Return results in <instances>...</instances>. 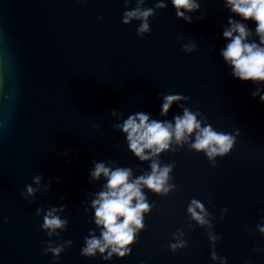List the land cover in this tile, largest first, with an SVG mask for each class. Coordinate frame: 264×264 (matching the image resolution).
I'll list each match as a JSON object with an SVG mask.
<instances>
[{"label": "water", "instance_id": "1", "mask_svg": "<svg viewBox=\"0 0 264 264\" xmlns=\"http://www.w3.org/2000/svg\"><path fill=\"white\" fill-rule=\"evenodd\" d=\"M199 2L204 17L190 13L188 23L167 0L141 38L139 21L122 23L135 0L127 9L123 0H0V264H219L211 259L205 228L187 212L192 199L214 217L221 237L215 250L227 264H264V234L257 228L264 224V103L252 96L258 85L234 78L220 55L228 43L223 27L233 14L223 0ZM155 3L145 0L144 7ZM246 23L254 33L256 23ZM250 40L259 42L255 34ZM189 42L197 48L185 53ZM167 93L189 96L180 103L202 113V127L233 135L232 150L212 167L188 143L173 144L179 150L158 159L175 163L169 183L176 187L167 195L143 189L154 207L144 214L146 228L130 254L82 256L90 230L100 237L91 201L107 181L90 178L93 162L130 167L132 178L150 172L151 161H140L114 125L137 112L174 123L183 114L176 103L160 116ZM113 110L123 116H112ZM36 175L43 177L39 186ZM29 184L38 190L25 199L21 192L27 195ZM64 204L56 214L68 225L57 229L59 238H49L36 209ZM177 230L187 247L172 252L168 244ZM49 239L72 244L57 259L43 254ZM257 246L261 251H254Z\"/></svg>", "mask_w": 264, "mask_h": 264}, {"label": "clouds", "instance_id": "2", "mask_svg": "<svg viewBox=\"0 0 264 264\" xmlns=\"http://www.w3.org/2000/svg\"><path fill=\"white\" fill-rule=\"evenodd\" d=\"M125 8L132 0H123ZM233 16H230L227 25L223 27V38L228 41L226 47L220 50L224 62L231 68L232 76L242 81H252L258 86L252 96L259 95L260 102L264 103V94H261L264 85V0H223ZM176 10V17L183 19L188 23L193 21L190 13L200 11L201 15L196 19H202L204 12L201 10L199 0H171ZM145 0H135V8L126 10L123 13L122 23L130 24L133 20L139 21L137 35L141 38L146 33H150V18L156 14L157 9L168 7L167 0H156L155 7H144ZM239 16L237 20L233 18ZM254 21L256 27L253 30L248 27L246 21ZM257 36L259 42L250 40V37ZM197 48L195 42H189L183 45L185 53H192ZM163 103L160 110V116H167L174 103L182 109V115L173 117L174 123L169 120L149 119V114L137 112L129 115L123 123L114 125L126 134V140L129 150L134 153L140 161H151L150 172H145L135 178H132V169L130 167L110 168L103 162H93L94 168L90 171L92 180L99 179L101 175L107 178L104 189L95 194L91 201V207L94 211V223L101 228L100 237L90 230V235L84 238L85 246L81 249V255L85 257H95L97 250L104 260H109L115 253L118 258H124L130 254V245L136 242L140 230H144V214L150 213L154 204L148 202L143 189L147 188L154 193L167 195L168 192L176 187L169 183L172 179L169 173L173 171L175 163L161 164L158 159L160 154L166 150L175 153L179 150L172 147L173 144L180 145L188 143L190 150L203 152L212 167H216V158L224 157L230 153L235 143V137L229 133L216 131L210 124L202 127V121L197 117L202 113L197 110L193 112L185 107L181 101H188L189 96L182 94H162ZM114 117H122L123 113L115 110L111 112ZM94 127H98L94 125ZM194 134V141L189 142ZM67 155V153H65ZM43 177L36 175L33 177V183L39 186ZM59 182V178H56ZM26 192L21 195L28 199V196L34 195L37 188L31 184L26 185ZM51 184L45 185L48 190ZM67 205L60 207H49L48 209L37 208L36 215L43 213V223L41 229L47 232L49 238L60 237V232L64 231L68 225L67 219H61L56 213L64 211ZM87 211V209H85ZM227 208L221 209V219ZM187 212L192 220L201 227L205 228L207 237L212 244L211 259L218 261L219 264H227V259L221 257L215 250L216 243L221 239L214 231L212 220L214 217L209 213L198 199H192L188 205ZM4 222L8 218L4 217ZM206 226V227H205ZM258 231L264 234V224L257 225ZM249 234H253L249 229ZM184 232L177 230L173 233L174 242H169L168 247L172 252L187 247V240L184 239ZM43 249V254L51 253L53 257L59 258L66 247L71 246L72 241L67 240L63 243H55L52 239L47 240ZM107 249V255H103ZM254 251H261L257 246Z\"/></svg>", "mask_w": 264, "mask_h": 264}]
</instances>
